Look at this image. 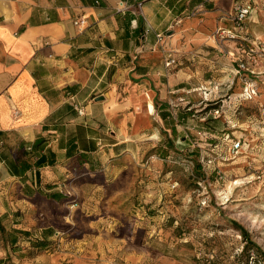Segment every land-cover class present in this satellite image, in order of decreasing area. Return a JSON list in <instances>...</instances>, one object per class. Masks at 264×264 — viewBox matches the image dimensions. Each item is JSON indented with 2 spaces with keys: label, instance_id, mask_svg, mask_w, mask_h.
Returning <instances> with one entry per match:
<instances>
[{
  "label": "crops",
  "instance_id": "crops-1",
  "mask_svg": "<svg viewBox=\"0 0 264 264\" xmlns=\"http://www.w3.org/2000/svg\"><path fill=\"white\" fill-rule=\"evenodd\" d=\"M243 1L0 0V260L27 261L41 205L116 226L131 158L190 131L189 94L235 67L212 34Z\"/></svg>",
  "mask_w": 264,
  "mask_h": 264
},
{
  "label": "rangeland",
  "instance_id": "rangeland-1",
  "mask_svg": "<svg viewBox=\"0 0 264 264\" xmlns=\"http://www.w3.org/2000/svg\"><path fill=\"white\" fill-rule=\"evenodd\" d=\"M256 3L246 22L254 51L264 49V0ZM233 69L209 73L214 84L189 94L197 117L190 131L167 138L172 150L131 158L123 213L107 215L112 230L101 217L41 205L27 221L36 246L23 264H264V73L249 76L255 95L245 100ZM232 138H242L237 154ZM39 227L56 237L41 242ZM251 243L258 247L246 251Z\"/></svg>",
  "mask_w": 264,
  "mask_h": 264
},
{
  "label": "built area",
  "instance_id": "built-area-1",
  "mask_svg": "<svg viewBox=\"0 0 264 264\" xmlns=\"http://www.w3.org/2000/svg\"><path fill=\"white\" fill-rule=\"evenodd\" d=\"M255 9V0H245L235 4L231 12L222 14L221 20L224 24L218 25L212 34L213 40L220 47L218 49L220 53L234 61V75L241 77L246 86L241 94V97L245 100L252 99L255 95L254 90L251 89L252 84L248 81L249 76L264 73V65L258 64L259 61L264 62V49L254 51L247 46L249 43L252 45L256 44L246 30V22L253 15ZM83 23V20L77 21V24ZM158 37L159 39L161 38V36ZM231 45H233L232 48L229 47ZM175 63L176 60L171 55H168L164 66L168 69ZM75 109L79 115L83 114L76 105ZM242 148V141L239 139L233 140L229 152L237 154ZM206 162L209 164L211 160L207 159Z\"/></svg>",
  "mask_w": 264,
  "mask_h": 264
},
{
  "label": "trees",
  "instance_id": "trees-1",
  "mask_svg": "<svg viewBox=\"0 0 264 264\" xmlns=\"http://www.w3.org/2000/svg\"><path fill=\"white\" fill-rule=\"evenodd\" d=\"M228 134V133H227ZM204 135H205V133H204ZM240 137H242V136H240ZM233 140H237V139H239L240 141H242V138H236V139H234V138H232ZM167 142H168V144L166 145H157L154 149H152L150 152L152 153H155V154H157V153H161V154H163L164 153V155H165V152H167V151H169V150H172L173 149V147H172V144L174 143L173 142V140H168L167 139ZM172 143V144H171ZM52 199H58V201L59 200H61L62 198H61V196H59V195H57V194H53L52 195ZM24 235L26 236V232H24ZM243 235L245 236V237H247V233L245 232V231H243ZM17 238H15V240H16ZM247 239V238H246ZM28 242H29V246L31 247V246H36L35 244H33V239L30 237V238H28V240H27ZM247 241V244H249V242H248V240H246ZM41 242H43V243H46L47 242V240L46 239H44V238H42V240H41ZM251 245L252 246H250V247H248V246H245L244 248H245V250L246 251H248L249 249H255V248H257L258 246H256L255 244H252L251 243ZM263 257H264V254H263ZM5 262H6V260L5 259H2V260H0V264H5Z\"/></svg>",
  "mask_w": 264,
  "mask_h": 264
},
{
  "label": "water",
  "instance_id": "water-1",
  "mask_svg": "<svg viewBox=\"0 0 264 264\" xmlns=\"http://www.w3.org/2000/svg\"><path fill=\"white\" fill-rule=\"evenodd\" d=\"M98 99H100V100H101L102 98H98Z\"/></svg>",
  "mask_w": 264,
  "mask_h": 264
}]
</instances>
